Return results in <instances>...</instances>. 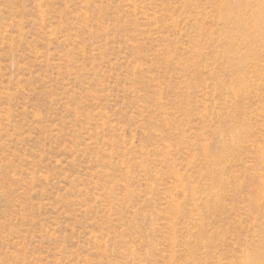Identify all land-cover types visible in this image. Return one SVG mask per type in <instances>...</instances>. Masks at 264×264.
I'll return each instance as SVG.
<instances>
[{
  "label": "rangeland",
  "instance_id": "1",
  "mask_svg": "<svg viewBox=\"0 0 264 264\" xmlns=\"http://www.w3.org/2000/svg\"><path fill=\"white\" fill-rule=\"evenodd\" d=\"M0 264H264V0H0Z\"/></svg>",
  "mask_w": 264,
  "mask_h": 264
}]
</instances>
